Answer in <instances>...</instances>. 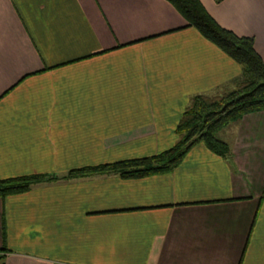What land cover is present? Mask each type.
<instances>
[{"label": "crops", "instance_id": "1", "mask_svg": "<svg viewBox=\"0 0 264 264\" xmlns=\"http://www.w3.org/2000/svg\"><path fill=\"white\" fill-rule=\"evenodd\" d=\"M200 1L264 62V0ZM240 74L169 0H0V179L157 154ZM218 136L228 158L0 198V264H264V110Z\"/></svg>", "mask_w": 264, "mask_h": 264}, {"label": "trees", "instance_id": "2", "mask_svg": "<svg viewBox=\"0 0 264 264\" xmlns=\"http://www.w3.org/2000/svg\"><path fill=\"white\" fill-rule=\"evenodd\" d=\"M204 38L216 45L241 68L234 87L214 95H193L176 126L173 146L157 154L83 166L63 176L33 173L0 179V198L28 191L40 183L81 178L90 175H118L138 178L171 171L196 143L211 152L230 156L228 144L218 132L246 113L264 110V62L254 48L252 36H239L219 25L200 0H169ZM221 2L222 0H215Z\"/></svg>", "mask_w": 264, "mask_h": 264}, {"label": "rangeland", "instance_id": "3", "mask_svg": "<svg viewBox=\"0 0 264 264\" xmlns=\"http://www.w3.org/2000/svg\"><path fill=\"white\" fill-rule=\"evenodd\" d=\"M225 91H227V90H225ZM225 91H224V92H225ZM217 94H218V93H217Z\"/></svg>", "mask_w": 264, "mask_h": 264}]
</instances>
